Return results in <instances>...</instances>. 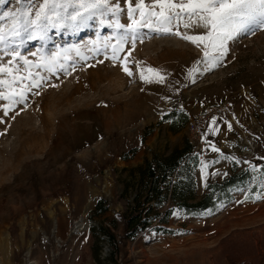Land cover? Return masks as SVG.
I'll use <instances>...</instances> for the list:
<instances>
[{
    "label": "rangeland",
    "instance_id": "obj_1",
    "mask_svg": "<svg viewBox=\"0 0 264 264\" xmlns=\"http://www.w3.org/2000/svg\"><path fill=\"white\" fill-rule=\"evenodd\" d=\"M112 3L128 7L125 0ZM16 7L9 0L0 12ZM101 19L78 32L53 30L46 45L30 42L22 54L42 49L47 57L57 46L80 54L69 53L63 70L32 67L31 77L17 62L23 79L12 87L25 99L7 116L8 101L0 100V264H264V198L256 199L264 195L257 179L264 162L255 163L264 161V30L229 42L227 55L209 70L203 45L148 28L113 59L103 41L114 34L107 25L115 18ZM185 22L173 31L204 33L184 28ZM120 23L131 24L126 13ZM27 59L43 63L39 53ZM148 68L163 82H143L141 70ZM33 80L40 86L32 87ZM207 109L221 112L211 115L215 125L200 129L198 138L187 124L175 134L162 122L175 112L188 123ZM188 143L198 157L182 175L192 177L188 196L198 201L212 184L235 174L244 179L196 214L174 206L168 189L150 225L126 236L125 217L148 195L139 167ZM176 180L174 174L170 181Z\"/></svg>",
    "mask_w": 264,
    "mask_h": 264
},
{
    "label": "snow or ice",
    "instance_id": "obj_2",
    "mask_svg": "<svg viewBox=\"0 0 264 264\" xmlns=\"http://www.w3.org/2000/svg\"><path fill=\"white\" fill-rule=\"evenodd\" d=\"M125 2L128 4L127 9L121 8L118 3L113 4L112 0H15L19 7L0 12V61L10 57L7 62L0 63V75L11 77V81L0 80V86L6 89L0 91V100L8 101L3 114L7 116L12 105L22 103L25 99L23 91L17 92L12 87L23 79L19 75L21 68L16 66L17 62L22 64L23 71L31 77L32 67L52 72L59 65L63 70L64 64L61 61H67L69 53L75 51L77 55L80 54L79 49H60L59 46L51 50L47 57L43 56L42 49L22 54V49L27 48L30 42L40 41L46 45L50 40L49 33L53 30L57 33L62 30L78 32L89 27L90 22L100 19L103 24L101 18L111 16L115 19L107 27L113 29L114 34L105 37L103 43L105 48L112 47L113 59L118 58L124 45L129 42L134 45L138 38L142 40L141 29L148 28L149 32L157 34L181 36L197 47L203 45L209 70L222 62L227 55L229 42L241 35H254L258 30H264V0H153L147 5L144 0H136L134 6L131 0ZM8 3L9 0H0V8ZM157 8L159 12L154 11ZM122 13H126L131 24L120 23ZM182 21H187L183 23L184 28L197 27L205 31L200 35L174 32L173 29L180 26L178 22ZM113 39L117 41L116 45L111 44ZM38 53L43 63L34 64L27 59V55L36 56ZM124 71L128 75L132 74L126 67ZM145 71L153 73L155 79L146 78ZM140 78L145 83H162L164 80L157 70L151 68L141 70ZM31 86L39 87V80H33ZM213 151L217 149L213 147ZM257 179L261 187H264V173ZM260 198H264V195H257L256 199Z\"/></svg>",
    "mask_w": 264,
    "mask_h": 264
},
{
    "label": "trees",
    "instance_id": "obj_3",
    "mask_svg": "<svg viewBox=\"0 0 264 264\" xmlns=\"http://www.w3.org/2000/svg\"><path fill=\"white\" fill-rule=\"evenodd\" d=\"M172 118L175 119L172 120ZM187 121V116L184 113L175 112L163 116L162 119V122H169V131L175 134L184 129ZM197 162V154L193 152V147L188 143L182 149H173L163 159L147 160L143 167H139V172L146 174V176L141 177V181L146 182L148 195L145 203H137L125 217L126 236L133 238L138 230H144L150 225V219L156 216L155 208L159 207L162 195L168 189L170 200L174 206L188 214H196L213 208L215 194L224 192L227 188L244 179L243 174H235L219 184H212L208 187L209 194L196 201L193 197L187 195L192 187L191 175L185 178L182 175L189 166H196ZM262 162L264 161H256L255 163L262 164ZM174 174L177 176V180L171 182L170 178ZM166 183H168V186L164 187ZM152 203L155 204V207ZM98 206H100V203ZM169 214L170 212L166 211L161 220L165 222Z\"/></svg>",
    "mask_w": 264,
    "mask_h": 264
},
{
    "label": "built area",
    "instance_id": "obj_4",
    "mask_svg": "<svg viewBox=\"0 0 264 264\" xmlns=\"http://www.w3.org/2000/svg\"><path fill=\"white\" fill-rule=\"evenodd\" d=\"M222 111L224 113L227 112L226 109H223ZM219 112H221V110L215 111L214 109H207L203 115H199L196 118L190 120L187 123V129L190 134L193 137L198 138L200 136V129L205 128L209 124L211 115Z\"/></svg>",
    "mask_w": 264,
    "mask_h": 264
},
{
    "label": "bare ground",
    "instance_id": "obj_5",
    "mask_svg": "<svg viewBox=\"0 0 264 264\" xmlns=\"http://www.w3.org/2000/svg\"><path fill=\"white\" fill-rule=\"evenodd\" d=\"M213 121V120H212ZM213 127V126H212ZM216 130V129H215ZM211 133V132H210ZM50 216H51V214H50ZM53 216V215H52ZM58 219V218H57ZM56 224V223H55ZM56 226V225H55ZM57 229H59L58 228V223H57ZM60 232V230H58V233ZM1 240V239H0ZM47 245H49V244H47ZM44 252V251H43ZM28 254L30 253L29 251L27 252ZM37 260V259H36ZM25 264H38L37 262H30V263H25Z\"/></svg>",
    "mask_w": 264,
    "mask_h": 264
},
{
    "label": "crops",
    "instance_id": "obj_6",
    "mask_svg": "<svg viewBox=\"0 0 264 264\" xmlns=\"http://www.w3.org/2000/svg\"><path fill=\"white\" fill-rule=\"evenodd\" d=\"M215 122V121H214ZM210 125V127H212L213 126V124L215 125V123H209ZM210 127H209V129H208V131H207V133H209V135L212 133V128L210 129ZM211 132V133H210Z\"/></svg>",
    "mask_w": 264,
    "mask_h": 264
}]
</instances>
